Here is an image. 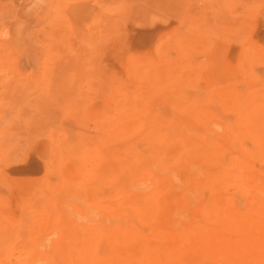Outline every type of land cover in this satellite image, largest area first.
Returning <instances> with one entry per match:
<instances>
[{
	"label": "rangeland",
	"instance_id": "374dc122",
	"mask_svg": "<svg viewBox=\"0 0 264 264\" xmlns=\"http://www.w3.org/2000/svg\"><path fill=\"white\" fill-rule=\"evenodd\" d=\"M0 264H264V0H0Z\"/></svg>",
	"mask_w": 264,
	"mask_h": 264
},
{
	"label": "bare ground",
	"instance_id": "6f19581e",
	"mask_svg": "<svg viewBox=\"0 0 264 264\" xmlns=\"http://www.w3.org/2000/svg\"><path fill=\"white\" fill-rule=\"evenodd\" d=\"M182 220H183V219H182ZM195 220H196V219H195ZM195 220H194L193 222H196ZM179 222H180V221H179ZM198 222H199V221H197V224H198ZM195 224H196V223H195ZM195 224H194L193 227H196ZM197 224H196V225H197ZM139 231H140V230H139ZM139 231H138V232H139ZM152 231H155V232H156V230H152ZM147 232H148V231H147ZM144 233H145V232H144ZM156 233H157V232H156ZM177 234H179V233L177 232ZM180 235H182V234H179V236H180ZM179 236H178V237H179ZM153 238H155V237H153ZM162 238H163V237H162ZM179 238H180V237H179ZM170 239H171V238H170ZM180 239H181V238H180ZM160 240H163V239H160ZM111 242H112V241H111ZM164 243H165V242H164ZM152 246H153V245H152ZM158 246H159V245H158ZM161 246H163V244H162ZM160 248H161V247H160ZM163 250H166V248L164 247ZM163 250H162V248H161V251H163ZM167 250H168V249H167ZM161 251H160V252H161ZM156 252H157V251H156ZM160 252H158V254H159ZM163 252H164V251H163ZM154 254H156V253H154ZM161 254H162V253H161ZM164 255H166V252H165V254H164V253L162 254V256H164ZM154 256H155V255H154ZM159 258H162V257L160 256V254L157 256L156 259L159 260ZM164 258H165V257H164ZM156 259H155V261H156ZM162 259H163V258H162ZM165 260H167V259L165 258ZM162 262L168 263V261H164V260H163Z\"/></svg>",
	"mask_w": 264,
	"mask_h": 264
}]
</instances>
